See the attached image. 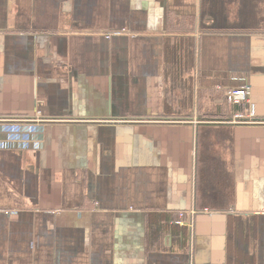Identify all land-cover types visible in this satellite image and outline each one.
<instances>
[{
    "label": "crops",
    "instance_id": "0c3cea01",
    "mask_svg": "<svg viewBox=\"0 0 264 264\" xmlns=\"http://www.w3.org/2000/svg\"><path fill=\"white\" fill-rule=\"evenodd\" d=\"M215 3L0 0V264H264V0Z\"/></svg>",
    "mask_w": 264,
    "mask_h": 264
},
{
    "label": "built area",
    "instance_id": "2783aa9c",
    "mask_svg": "<svg viewBox=\"0 0 264 264\" xmlns=\"http://www.w3.org/2000/svg\"><path fill=\"white\" fill-rule=\"evenodd\" d=\"M111 34H106L107 38H110ZM226 100L231 107L232 116L228 119L227 123H252L254 120V112L249 109L246 112L236 110V107L242 104L247 105L249 103L250 88L248 85H242L239 87L228 88L225 92ZM183 216V214H180Z\"/></svg>",
    "mask_w": 264,
    "mask_h": 264
},
{
    "label": "trees",
    "instance_id": "16d2710c",
    "mask_svg": "<svg viewBox=\"0 0 264 264\" xmlns=\"http://www.w3.org/2000/svg\"><path fill=\"white\" fill-rule=\"evenodd\" d=\"M201 7L203 8V10H205V12L208 13H213L214 15H219V9L217 8V5L215 3V0H201ZM229 119L226 118V121ZM225 120V119H222ZM208 139V138H207ZM207 139L205 140L203 137L202 138H197V159H201L204 163L205 161V155L202 153V149L204 150L205 148H207L206 146L208 145L207 143ZM201 150V152H200ZM206 169L203 168V166L200 168L199 173L197 174V179H203V177L206 176ZM200 180V181H201ZM218 185H220V187H223V189L227 187V181L226 180H222V178H219V180H217ZM224 189V190H225Z\"/></svg>",
    "mask_w": 264,
    "mask_h": 264
}]
</instances>
